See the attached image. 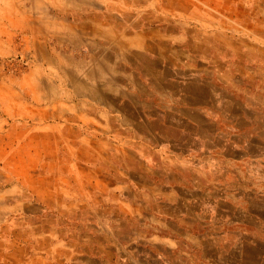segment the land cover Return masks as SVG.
<instances>
[{
	"label": "crops",
	"instance_id": "1",
	"mask_svg": "<svg viewBox=\"0 0 264 264\" xmlns=\"http://www.w3.org/2000/svg\"><path fill=\"white\" fill-rule=\"evenodd\" d=\"M0 8V264H264V0Z\"/></svg>",
	"mask_w": 264,
	"mask_h": 264
},
{
	"label": "rangeland",
	"instance_id": "2",
	"mask_svg": "<svg viewBox=\"0 0 264 264\" xmlns=\"http://www.w3.org/2000/svg\"><path fill=\"white\" fill-rule=\"evenodd\" d=\"M3 1L0 0V5ZM5 1L8 3V0ZM162 1L169 5L173 0ZM50 2L51 17H66L64 19L67 21L82 18L87 22L98 18L105 22H125L135 26L138 24L139 11L148 12L154 6V0H50ZM177 5L184 9L187 7V0H177ZM1 10L0 8V12ZM30 33L15 32L12 52L8 55L0 53L1 77L23 76L34 67L37 62L36 49L38 51L39 49L28 44L27 35Z\"/></svg>",
	"mask_w": 264,
	"mask_h": 264
}]
</instances>
